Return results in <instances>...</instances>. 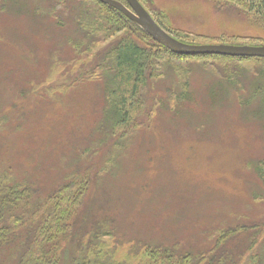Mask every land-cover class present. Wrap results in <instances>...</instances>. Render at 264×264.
I'll return each mask as SVG.
<instances>
[{
	"label": "rangeland",
	"instance_id": "rangeland-1",
	"mask_svg": "<svg viewBox=\"0 0 264 264\" xmlns=\"http://www.w3.org/2000/svg\"><path fill=\"white\" fill-rule=\"evenodd\" d=\"M139 1L155 16L166 14L182 42L264 44V29L239 6L220 10L215 0ZM87 9L104 13L84 0H66L65 6L59 0H7L0 13V189L19 184L23 197L11 205L8 218L20 215L27 222L39 206L53 205L49 199L71 176L84 175L90 189L70 228L82 236L90 232L86 252L147 264L146 257L139 263L146 245L176 242L182 252L198 254L214 247L217 231L248 224L253 229L236 239L245 242L230 244L236 264H252L247 247L254 239L259 241L253 252L263 258L264 117L257 115L262 101L249 84L260 68L250 64L252 70H242L232 85L226 73L237 69L221 62L160 60L161 72L141 90L135 121L124 135H110L106 125L98 129L106 110L105 83L88 71L95 55L127 31L106 42L105 33L96 34L93 39L102 43L75 55L65 43L77 14ZM128 31L134 40L150 41ZM211 85L224 87L223 96L213 100ZM41 208L38 221L49 211ZM105 227L115 230L113 238L100 233ZM25 228L17 244L0 252V264H18ZM75 243L73 238L67 249ZM64 259L69 261L66 253Z\"/></svg>",
	"mask_w": 264,
	"mask_h": 264
},
{
	"label": "trees",
	"instance_id": "trees-1",
	"mask_svg": "<svg viewBox=\"0 0 264 264\" xmlns=\"http://www.w3.org/2000/svg\"><path fill=\"white\" fill-rule=\"evenodd\" d=\"M84 1L96 3L100 8L99 10H103L104 13L99 11L98 15H96V11L93 12V10L87 9V11H82L77 14V18L74 19L75 24L71 27L74 28V34L73 36L69 35L65 43L66 46H70L73 49L75 55L84 53L83 49L88 52L94 51L95 46L102 43V41L100 42L98 39H93L96 34L105 33L103 42H106L115 35L122 33L124 30L127 31L113 41L109 47L105 48V52L104 50H101L97 53L94 60L90 62L95 65L88 71L89 74L92 73L96 78L102 79L106 86V110L104 109L103 111V115L105 116L103 121L98 124V129H100V127L105 128L106 125L109 130H112H110V135L117 134L118 132H121L122 135H124L128 127L133 124L137 117L136 114L138 113V107L141 104L139 98L142 97L140 93L143 87L147 84V80H155L154 72H161L160 60L171 61L173 59L178 61L198 60L199 62L202 61L203 64H208V62H221L223 67L232 66V68H236L237 70L235 72L228 71V73H226L231 75L230 77L227 76V81L232 85L239 83V78L241 77L239 74H241L242 70H252V67H249L250 64L258 66L260 69L256 73V82L249 84L252 85V87H250L251 90L255 92L258 91L253 94V97L256 99L260 97V101H262L261 107L257 110V115L259 117H264V58H234L219 55L179 56L171 53L166 47L157 43L136 23L116 9L96 0ZM117 1L126 5L125 0ZM6 2L7 0H0L1 14L5 9ZM59 3L65 6L66 0H59ZM215 3L217 6H221L220 10L223 9L222 6H239V9L243 10L249 16V20L253 25L264 29V0H215ZM149 13L165 31L171 35L175 34V38L178 39V35L168 25L169 21L166 14L159 13L155 16L154 13L152 14L150 11ZM41 14H43L42 11ZM57 21H59V25L57 26L63 29L62 21H60L59 18ZM128 28L140 32V34L151 42L139 37L137 40L132 39ZM254 42L255 41H250L249 43L252 44L242 45H264L261 41L256 44H253ZM98 59L99 62L97 63ZM87 64L88 62L84 63L81 70L84 71ZM177 69L178 68L175 67L174 70L178 72ZM179 74L181 73L179 72ZM185 80H187V78ZM184 86H186L185 81ZM223 88L224 87L221 85L216 87H214V85L209 86V96L212 99H218L223 96ZM185 100L186 99L180 98L178 99V102H185ZM187 100L188 102L193 101V95H190ZM105 118L107 119V122H105ZM90 185L91 181L87 176H71L69 182L54 193L53 199H49L54 200L52 206L51 203H49V208L45 205L46 203L39 206V209L41 207L44 208V212L49 210L45 213L44 218H40V221H38V209L31 213L32 217L25 223L22 221L20 215H11L8 218V211L9 208H11V205L16 206V202L23 198L20 185H5L2 190L0 189V252L8 247L10 248L13 244H17L15 241L18 237L22 236V233L25 235L22 231L26 226L25 230L28 229V232L25 236L26 238L24 237V246L21 247L19 256H15L18 260V264H60L62 260V264H126L122 261L116 260L113 253L109 255L108 252H105L104 260V257L99 258V256L91 251L86 252V245L84 243L87 244V238L90 232L88 233L84 231V235L82 236L83 232L80 235V229L78 233L76 231L75 234L73 233L72 228H70L71 222L77 217V211L81 209L85 202ZM26 188L29 187L27 186ZM30 195H32V191L30 192ZM13 197H15V199H13ZM42 208L40 212L42 211ZM31 209H33V207H31L30 210ZM7 221H12V227L8 225ZM109 224L110 222L107 221L105 226H108ZM33 225L34 228L31 227ZM105 228L107 230H105V232L101 231L100 233L105 234L104 236L108 238H113L116 233L115 230L109 227ZM249 228L253 229V227L248 226V224H240L238 226L227 227L217 231L218 233L216 232L217 234L215 235L217 239L214 247L198 254L190 251L182 252L181 244H176V242L170 246L161 245L154 247L146 245L148 244L146 243V246L143 247V251L139 257V263H143L141 261L146 257L147 264H229L228 262H230V264H236V260L234 259L235 256L231 251L232 246L230 244L235 241L239 242V240L236 239H239L241 233L250 231ZM73 238L76 242L75 247L73 249L68 247L67 249V245L69 242H72ZM62 239H66L67 242L61 247ZM245 239L246 238L244 237L239 243L243 244ZM257 240L258 239L252 240L250 246L247 247L249 252H252V254H249L250 259L253 260L252 264H259L264 259V257H258L259 252H253L255 246H258L259 240ZM90 242L91 240L89 239V243ZM89 249L87 248V250ZM71 251H73L74 254H72ZM65 253L69 258L68 262L64 261ZM73 256L77 258L72 261L71 258ZM232 260L234 262H232Z\"/></svg>",
	"mask_w": 264,
	"mask_h": 264
},
{
	"label": "water",
	"instance_id": "water-1",
	"mask_svg": "<svg viewBox=\"0 0 264 264\" xmlns=\"http://www.w3.org/2000/svg\"><path fill=\"white\" fill-rule=\"evenodd\" d=\"M124 14L136 23L157 43L179 56H228L234 58H264V45H193L182 42L165 31L151 16L139 0H125L127 5L117 0H96Z\"/></svg>",
	"mask_w": 264,
	"mask_h": 264
}]
</instances>
